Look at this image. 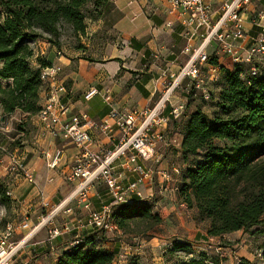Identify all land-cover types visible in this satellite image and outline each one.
<instances>
[{
  "label": "trees",
  "instance_id": "obj_1",
  "mask_svg": "<svg viewBox=\"0 0 264 264\" xmlns=\"http://www.w3.org/2000/svg\"><path fill=\"white\" fill-rule=\"evenodd\" d=\"M121 16L110 0H0V107L5 115L19 111L31 117L39 111L40 71L49 64L37 57L38 66L31 65L36 40L60 48L66 29L85 36L88 20H102L109 29ZM75 48L83 47L78 43ZM207 63L219 69L220 90L211 117L199 108L190 110L188 101L178 121L183 126L182 159L197 158L183 173L179 196L196 210L198 221L208 223L207 236L220 238L264 224V74L251 77L240 63L228 70L214 56ZM190 90L187 100L194 88ZM112 209L117 227L137 238L152 237L163 223L144 201ZM86 231L72 232L76 239L56 264H113L115 252L96 247L94 234ZM178 253L195 255L184 264H215L183 242L171 243L163 257L170 263ZM127 264L139 263L132 257ZM238 264L264 263L242 259Z\"/></svg>",
  "mask_w": 264,
  "mask_h": 264
},
{
  "label": "crops",
  "instance_id": "obj_2",
  "mask_svg": "<svg viewBox=\"0 0 264 264\" xmlns=\"http://www.w3.org/2000/svg\"><path fill=\"white\" fill-rule=\"evenodd\" d=\"M110 1L122 15L111 28H104L102 20H88L85 36L79 35L78 37L82 49H76V46L67 45V43L57 48L45 40L42 42L37 41L34 43V58L31 61V65L37 67L36 58L39 57L42 61H46L49 66L53 65L60 68L58 80L64 83L67 90V95L63 99L70 104L73 113H85L95 124L90 130V134L93 139L92 149L96 152H108L113 149L127 132L124 128L118 126L115 119L109 120L107 118L109 108L102 102L101 94L103 91L106 89L110 91L114 106L121 115L126 116L134 111L151 109L158 103L168 84L172 82L171 76L176 75L188 59V56L182 53L185 42L180 36V25L176 23L174 18L169 17L164 12L166 0H149L145 3L138 0ZM229 1H212L211 21H213V24L219 19L223 5ZM262 10H264V0H251L241 14L244 22L245 38L239 42L240 58L242 54H246L252 40L259 33V29L253 25V21ZM168 20L175 22L171 29L164 26ZM102 34L110 35L109 40H105ZM199 43L200 39H197L194 45L197 46ZM92 45L97 47L98 50L95 58H89L85 55L91 53L90 47ZM57 53H60V55H57ZM206 53L208 57L214 56L217 64L228 70H232L236 64L233 60L224 58V55L222 56L215 44L208 46ZM203 70L206 71V68ZM216 70L215 78L220 77L217 67ZM184 81L188 82L187 86L190 90V81ZM92 87L97 89L100 95L94 96L89 101H84L83 95ZM39 96L42 100L43 93L41 92ZM169 101L170 103L165 105V115H168L173 103L178 102V104L185 106L186 97L178 99L175 95ZM33 117L42 157L33 159L32 164L27 167L33 173L34 185L29 184L22 178L24 181L18 189L21 187H25L23 191L29 189L25 199L26 203H29L26 208L31 213H35L37 207L33 200L39 196L42 207H49V211L55 207H61L58 214L69 216L71 213L66 214V209L71 208L73 209L72 212L76 210L72 201L76 184L66 183L62 176L73 164L78 150L59 138L53 139L48 135H38L40 131L39 122L36 115ZM138 118L141 120V116ZM104 120L108 121L109 129L107 131L100 128ZM138 123L139 121L136 125ZM181 125L178 120H170L165 130L166 137L176 134L180 139L179 144H181L182 135L180 136V133L177 132L178 127ZM166 143L163 142L157 145V153L162 147L168 146ZM57 148L63 151V161L57 169L50 170L47 168L44 155L48 152L52 154ZM160 154L163 155V153ZM123 162L124 160L117 161L114 170L117 174L122 175L123 184H128L136 179V175L123 170L121 166ZM158 169L159 167L156 165L152 183L139 186L138 190L142 195V199L139 200L136 199V196H133L131 201L127 203L134 204L144 201L150 205V213L160 216L165 221L173 215L180 222L176 212H184L187 215L192 213L194 220L197 222L196 210L188 208L181 201L179 196L180 185L175 186L173 178L168 177V173ZM174 171L176 172V170ZM163 175H166L167 178H163ZM19 181L17 180L16 183ZM98 185L102 184H96V186ZM18 189L13 192L15 197L23 195L19 194ZM91 195L92 203L94 207L96 205V209H99L105 201L109 200V197H107L97 202L95 195L99 197V193L95 189ZM156 196H162V199L154 202ZM183 217L185 216L183 215ZM178 226L184 225L180 222ZM84 230H87L88 234H94L93 241L96 247L115 252L114 260L116 258L121 259L119 264H127L129 258L137 255L135 253L139 251L138 249H141L140 246L128 247L120 241L119 243L113 242L108 239L109 235L106 233L91 228L81 230L74 228L71 232L64 231L55 239L54 245L38 238V230H35L30 231L27 235L28 240L26 242L31 239V242L26 246L30 260L36 264H41L40 260L44 264H56L60 254L67 251L72 245L71 240H75L79 232ZM72 232H76V236L72 235ZM156 239L153 238L152 240ZM174 242L190 244L179 237H176Z\"/></svg>",
  "mask_w": 264,
  "mask_h": 264
},
{
  "label": "built area",
  "instance_id": "obj_3",
  "mask_svg": "<svg viewBox=\"0 0 264 264\" xmlns=\"http://www.w3.org/2000/svg\"><path fill=\"white\" fill-rule=\"evenodd\" d=\"M147 2L149 0H138ZM213 0H166L164 12L180 25V36L184 40L182 53L188 56L176 75H172V82L166 87L158 103L153 108H146L143 111H134L126 116L121 115L115 108L110 91L106 89L101 94L102 102L109 108L107 118L115 119L118 126L127 132L119 140L118 144L108 152L93 151V139L90 130L94 122L85 113L75 114L72 107L63 98L67 95L64 83L58 80L60 68L48 66L40 71V79L43 84V98L39 103V111L36 115L40 131L38 135H48L51 138H59L64 142L73 145L78 151L73 164L62 176L69 184H76L72 195L76 210L86 213V219L78 220L76 229L91 228L101 233L119 231L113 218L114 204H125L131 201V197L142 199L138 188L142 184L152 183L154 167L160 162L161 154L157 153L156 147L168 139L165 130L170 120H179L185 109L183 104L171 106L168 115L164 114L165 105L169 104V94L181 84L188 80L194 90H200L204 99L208 94L204 89L207 79H215L216 67L207 63L208 54L206 49L215 44L219 52L230 57L234 62H250L264 56V10L259 12L253 21V25L259 29V33L252 40L244 59L240 58L239 42L243 40V19L242 12L250 4L251 0H230L222 7L221 15L214 24L211 21V4ZM175 22L168 20L164 26L171 29ZM200 39L195 46L194 42ZM60 55V53H57ZM206 68L208 78L203 76V69ZM260 71L251 68L249 75L258 76ZM188 89V88H187ZM100 95L95 88H90L83 95L84 101H89L94 96ZM141 116V120H139ZM137 121H139L138 125ZM108 121H103L100 128L103 131L109 129ZM63 151L56 149L52 154L46 153L47 168L55 170L63 161ZM124 160L122 166L134 175L136 179L128 184H123L122 175L117 174L114 165L117 161ZM15 176H22L29 184L34 185L33 173L24 167L19 159L13 158L9 169ZM163 178H167L163 175ZM101 183L107 191L108 197L113 201L112 205L102 204L96 209L92 203V193L96 184ZM61 207H55L49 211V221L57 216ZM71 208L65 210L66 214L72 213ZM19 228L27 229L28 224L23 223ZM37 228L32 230L35 231ZM65 231L68 229L65 228ZM11 228L0 237V264H13L14 258L20 252L27 241L24 236L17 243L10 241ZM63 232L56 226L49 228V241L58 238Z\"/></svg>",
  "mask_w": 264,
  "mask_h": 264
},
{
  "label": "rangeland",
  "instance_id": "obj_4",
  "mask_svg": "<svg viewBox=\"0 0 264 264\" xmlns=\"http://www.w3.org/2000/svg\"><path fill=\"white\" fill-rule=\"evenodd\" d=\"M102 37L105 40H109L110 35L102 34ZM61 40L63 44L67 43V45L70 44L71 46L78 45L80 41V39L68 29L63 32ZM37 41L42 42L43 39L36 40L35 42ZM34 43L31 45L32 48H35ZM97 51V47L92 45V47H90L91 53H86L85 55L89 56V58H95V56L97 57ZM223 57L232 60L228 56ZM245 57L246 54H242L241 58L244 59ZM239 63L241 64V70L244 71L245 74H248L251 68L258 69L264 74V56L251 59L250 62L243 61ZM203 74L206 78L209 77L204 70ZM220 80V77L215 79L211 77L207 79L203 87L211 96L208 99H204L202 91L194 90L190 99L187 100L186 98L184 108H186L189 101L190 110L199 108L211 117L215 110L216 97L220 90ZM187 85L188 82L183 80L181 84L169 94V100L175 95L178 99L186 97L187 94L191 92V90L187 89L189 88ZM177 104L178 102L172 105L176 106ZM177 132L180 133V136L183 135V126L178 127ZM36 134L37 128L33 116L29 117L23 115L19 111H15L11 115H5L0 107V237H2L6 228L10 227L12 230L10 241L12 243H17L24 236H27L30 231L37 228L38 238L54 245L56 240L49 241V228L51 226H56L62 232L65 231V228L68 229L67 232H71L74 228L76 229L79 227L78 220L84 221L86 219V213L75 210L69 216L65 214L60 216V214H58L49 221V207H42L39 196L33 200L37 204L35 213H31L26 208L29 203H26L25 197H27L26 195L29 189L26 191H23L25 187L18 189L23 183L24 178L22 176H15V173H12L9 169L11 168L13 158L21 160L24 167L27 168L29 164H32L33 159L42 157ZM179 140L176 134L166 139L165 143L167 142L166 144L168 146L159 149L158 154L163 153V155L161 156L160 162L157 164L159 171L163 170L168 173V177L170 176L173 178L175 186L181 184L183 173L187 167L192 166L195 161H197L195 156L189 158L187 161L182 159ZM173 169L176 170V172ZM17 180L20 181L16 183ZM29 187L31 188L32 186ZM16 189H18L19 194H23L21 197L14 196L13 192ZM97 189L101 190L99 192V197L95 195V200H98L97 202L108 197L104 186L100 185ZM160 199H162V196H156L154 202ZM176 213L184 226L179 227L178 225L180 222H178V219L173 215L169 216L170 218H168L167 221L161 218L163 220L162 226L159 225L154 228L152 232L153 236L150 238H137L134 237V235L123 233L120 229H118L119 231L117 232L113 231L106 234L109 235L108 239L113 242L119 243L120 241L128 247H134V245L140 246L141 249H138L139 251L135 253L137 255L134 254L135 256H132L136 258L139 264H184L187 260L194 259L195 255L186 257V255L178 253L173 256L170 263H167L163 255L165 250L171 247V243L175 241L176 237L181 238L184 242L190 243L196 256L205 254L208 259L214 260L215 264H238L242 259L250 262L264 263V256L261 255L262 252H264V224L251 229V231L247 233L239 231L224 235L220 238H209L206 234L208 228L207 222L198 220L196 222L192 213V215H187L184 212ZM183 215L185 217H183ZM23 223L28 224L27 229L22 230L19 228ZM153 238L157 239L152 240ZM29 242H31V239ZM29 242H26L24 248L18 252L14 258L13 264H36L30 260V255H28L29 252L26 246ZM114 261V264H119L121 259L116 258ZM40 262L44 264L41 260Z\"/></svg>",
  "mask_w": 264,
  "mask_h": 264
}]
</instances>
